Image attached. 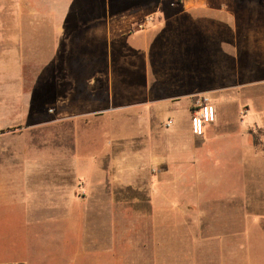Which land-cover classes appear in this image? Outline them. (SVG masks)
I'll list each match as a JSON object with an SVG mask.
<instances>
[{"label":"crops","instance_id":"0c3cea01","mask_svg":"<svg viewBox=\"0 0 264 264\" xmlns=\"http://www.w3.org/2000/svg\"><path fill=\"white\" fill-rule=\"evenodd\" d=\"M34 3L0 0V164L29 165L33 160L16 150L3 155V148L19 147L18 141L5 142L3 131L19 125L44 128L47 122L59 133L55 140L29 138L23 143L56 152L42 159L43 176L31 193L41 199L32 210L78 207L80 220L92 212L96 224L106 227L115 221V212L127 208L115 198L117 187L132 186L147 196L148 211L128 205L136 216L122 219L136 217L149 226L173 229L171 245L182 243L176 232L185 226V264H264V149L244 140L243 130L231 125L205 127L201 136L192 133L190 121L180 130L173 128V113L190 111V95L219 94L236 80L255 82L264 61V0H93L99 4L93 18L102 20L93 31L105 35L108 49L114 35L125 54L142 57V95L133 101L127 89H112L110 58L81 52V2L71 1L74 14L66 18L65 11L43 6L45 0L38 3L42 6ZM149 16L153 21L139 28ZM195 17L213 20L205 32L217 38L221 65L215 78L187 83L185 91L172 96L186 98L184 103L163 105V91L171 85L153 56L161 42L180 35ZM27 83L34 86L26 90ZM128 106L135 110L111 112ZM163 113L172 117L166 126L170 145L164 151L160 123L157 129L154 124ZM237 131L228 142L208 139ZM172 137L181 139L175 143ZM222 163V170L215 171ZM78 179L84 195L75 193ZM155 242L161 245V237Z\"/></svg>","mask_w":264,"mask_h":264},{"label":"rangeland","instance_id":"374dc122","mask_svg":"<svg viewBox=\"0 0 264 264\" xmlns=\"http://www.w3.org/2000/svg\"><path fill=\"white\" fill-rule=\"evenodd\" d=\"M33 1L34 4L42 6L38 4L42 0ZM71 1L73 0H45L43 6H49L48 8L57 12L65 11L61 13H64L66 18L74 14L70 6ZM75 1L81 2L82 7L80 9L82 25L78 31L82 34L81 52L110 58L113 71L112 89L119 92L125 88L130 94L129 101L138 99V96L142 95L141 88L143 87L138 83L139 78L144 75L142 57L140 58L138 53H133V51L125 54L123 51L126 49L122 48L123 43L114 35L111 36V47L108 49L109 45L105 35L93 31V28H98V23L102 21L100 17L93 18L95 6L99 4H93V0L91 5L89 3L91 0ZM152 21L153 17H146L139 28H144ZM208 21L209 23H206L195 17V21L180 35L174 36L169 42H161V50L155 55L156 57L153 56L154 60L151 58L153 62L160 65L163 76H166L171 85L163 91V97H166L161 100L163 105L176 101L184 103L186 98L174 100L172 96L185 91L187 83L193 85L199 83L198 81H206V78L210 80L216 77L215 70H219L221 65V52H219L221 48H217V38L213 33L205 32L208 27L212 29L213 26V20ZM60 70L62 68L58 69L56 79L61 77ZM150 70L153 69L150 68L149 72ZM257 75L255 82L240 83L236 80L231 84L232 86H227L225 93H216L211 96L205 93L210 99L218 95L224 98L220 101L211 99L217 118L215 122L207 123L205 127L210 129L215 124L235 126L232 129L243 130L241 134L244 140L248 142L254 140L258 149L263 150L264 61L259 63ZM33 86L27 83L24 88L27 90ZM133 110L135 108L128 106L123 109H113L111 112L127 113ZM173 116V128L177 127L178 130L190 121V111L182 113L177 111L173 113ZM158 118L160 120L157 121L156 117L154 124L157 129L160 123L162 150H168L165 147H169L171 137L165 123L172 117L163 113ZM45 119H47L46 116ZM48 125L45 122L44 128L33 129L19 125L2 132V139L5 142L18 141L19 143L16 149L3 148V155L9 154L10 150L13 152L16 150L18 156L25 159L32 157L33 160L29 165L21 162L0 164V264H185L186 243L184 240L187 233L185 226L178 227L176 232L182 243L180 241L176 245H171L169 240L170 236L175 234L173 229L164 226H149L147 223L140 222L136 217L129 218L128 221L122 219V216H136V213L132 212L133 208H129L128 205L134 206V209L145 207L148 211L147 196L142 191L138 193L132 186L126 190L117 187L118 192L116 191L115 198L119 199L121 203L119 205H127V208L115 212V221L106 227L104 224H96L93 218L96 215L92 212L83 213L84 217L80 220L78 207L68 212L47 213L45 210L36 208L32 210L33 206L39 205L41 199L38 194L31 197V193H36V187L39 186L40 178L43 176L41 173L42 169H45V164L42 159L45 160V155H56V152L54 148L42 146V144L38 148H25L23 143H26L29 138L39 140L38 143L41 139L45 141L58 139L59 133L51 131ZM238 131L229 134L220 133L223 138L209 137L208 139L213 143L228 142L231 141L229 138L231 135H239ZM211 133L214 135V132ZM69 139L71 140L70 134H68ZM151 139L153 141V137ZM180 139L172 137L175 143ZM186 139L184 138V141ZM212 146L214 148L215 144ZM74 155L72 153L70 156ZM223 167V163L217 164L215 171L222 170ZM78 182L79 179L76 181L75 193L84 195L85 193H81L78 189ZM27 207L31 209L29 212ZM160 237L162 244L154 243ZM212 246L217 247L216 244ZM199 247L198 251H201V244ZM157 248L160 249V254Z\"/></svg>","mask_w":264,"mask_h":264},{"label":"built area","instance_id":"2783aa9c","mask_svg":"<svg viewBox=\"0 0 264 264\" xmlns=\"http://www.w3.org/2000/svg\"><path fill=\"white\" fill-rule=\"evenodd\" d=\"M216 109L211 99L205 93H194L190 95V126L192 133L198 136L203 135L207 123L216 121ZM172 123L168 119L165 123L169 126ZM81 193H85L82 183L78 184Z\"/></svg>","mask_w":264,"mask_h":264}]
</instances>
